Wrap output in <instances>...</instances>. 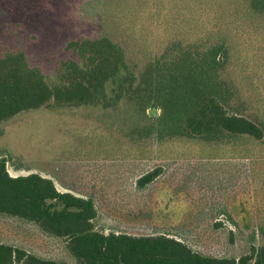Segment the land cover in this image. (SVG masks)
Returning a JSON list of instances; mask_svg holds the SVG:
<instances>
[{
  "label": "rangeland",
  "instance_id": "1",
  "mask_svg": "<svg viewBox=\"0 0 264 264\" xmlns=\"http://www.w3.org/2000/svg\"><path fill=\"white\" fill-rule=\"evenodd\" d=\"M219 2L0 0V58L22 55L63 88L61 99L0 121V157L9 173H39L62 192L93 198L100 232L163 234L203 255L238 264L249 256L246 264H254V250L264 245V15L240 20L242 30L231 25L229 58L219 70L227 92L218 99L259 125L262 137L205 140L181 116L163 121L159 105L144 111L133 91L135 74L172 44L195 45L217 31ZM222 5L221 13L232 16V1ZM103 37L108 42L91 44ZM122 60L121 72L131 73L124 81L110 77L98 88L73 90L66 101L65 83L75 82L80 69L93 74L104 65L105 75ZM156 169L152 182L137 185ZM0 243L80 264L66 238L2 212Z\"/></svg>",
  "mask_w": 264,
  "mask_h": 264
},
{
  "label": "trees",
  "instance_id": "2",
  "mask_svg": "<svg viewBox=\"0 0 264 264\" xmlns=\"http://www.w3.org/2000/svg\"><path fill=\"white\" fill-rule=\"evenodd\" d=\"M197 1L203 5L207 0ZM222 1L216 3L218 9L212 25L217 31L209 30L210 33L195 45L175 42L164 54L148 62L139 75L135 74V99L144 111L149 106L152 111L157 105L161 106L165 122L167 118L181 116L191 133L205 140L226 134H250L260 138L263 131L259 125L241 114L229 113L225 108L227 99H218L227 92L219 70L229 58L234 28L231 25L234 23L235 28L242 30L240 20L246 21L250 14L264 15V0H231L235 5L232 16L221 13L225 9ZM180 6L186 7L187 2ZM108 40L103 37L91 44ZM123 65L126 67L122 60L112 73L105 75L104 65L93 68V74L80 69L75 82H64L66 101L74 98L73 90L78 93L98 88L110 77L114 82L124 81L131 73L128 69L121 72ZM0 66V121L23 110L41 107L50 99H61L63 88L50 85L44 75L27 65L22 55L10 53L0 58ZM159 173V169L147 172L138 178L137 185L145 187ZM0 212L28 219L46 233L66 238L69 250L80 264H238L235 259L203 255L181 240L163 234L138 236L100 232L93 225L97 216L93 198L62 192L51 178L39 173L11 175L5 157H0ZM253 258L254 264H264V245L254 250ZM249 259L247 256L240 262L246 264ZM0 264L66 263L0 243Z\"/></svg>",
  "mask_w": 264,
  "mask_h": 264
}]
</instances>
